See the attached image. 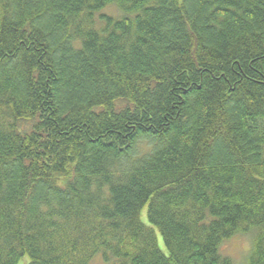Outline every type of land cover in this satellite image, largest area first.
<instances>
[{
  "label": "trees",
  "instance_id": "trees-1",
  "mask_svg": "<svg viewBox=\"0 0 264 264\" xmlns=\"http://www.w3.org/2000/svg\"><path fill=\"white\" fill-rule=\"evenodd\" d=\"M234 235L264 264V0H0V264Z\"/></svg>",
  "mask_w": 264,
  "mask_h": 264
},
{
  "label": "rangeland",
  "instance_id": "rangeland-1",
  "mask_svg": "<svg viewBox=\"0 0 264 264\" xmlns=\"http://www.w3.org/2000/svg\"><path fill=\"white\" fill-rule=\"evenodd\" d=\"M109 10L114 11L113 8ZM146 210L144 209L140 214V220L144 225H147ZM157 245L160 251L166 254V249L162 243L161 237L156 233ZM247 249V250H246ZM251 249V240L248 235H234L228 240L223 241L218 253L223 258H228L232 264H248L249 254ZM29 259L24 257L18 264H28ZM89 264H119L116 260H110L109 262L103 261L101 256L94 257Z\"/></svg>",
  "mask_w": 264,
  "mask_h": 264
},
{
  "label": "clouds",
  "instance_id": "clouds-1",
  "mask_svg": "<svg viewBox=\"0 0 264 264\" xmlns=\"http://www.w3.org/2000/svg\"><path fill=\"white\" fill-rule=\"evenodd\" d=\"M114 14L118 15V13H114ZM138 147H140V149H141L142 151L146 150L145 143H144L143 141H141V142L139 143ZM246 250H247V249H246Z\"/></svg>",
  "mask_w": 264,
  "mask_h": 264
}]
</instances>
